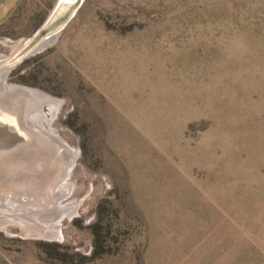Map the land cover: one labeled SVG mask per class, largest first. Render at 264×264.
Returning <instances> with one entry per match:
<instances>
[{"label": "rangeland", "instance_id": "rangeland-1", "mask_svg": "<svg viewBox=\"0 0 264 264\" xmlns=\"http://www.w3.org/2000/svg\"><path fill=\"white\" fill-rule=\"evenodd\" d=\"M57 2L0 0V55ZM53 41L6 84L57 100L81 205L62 239L19 222L54 198L36 129L0 163V264H264V0H85Z\"/></svg>", "mask_w": 264, "mask_h": 264}, {"label": "bare ground", "instance_id": "bare-ground-1", "mask_svg": "<svg viewBox=\"0 0 264 264\" xmlns=\"http://www.w3.org/2000/svg\"><path fill=\"white\" fill-rule=\"evenodd\" d=\"M54 39H56V37L49 40L48 43H45L46 45L44 44L40 50H43L44 47H46L47 45H51L54 42L53 41ZM23 42L18 44V46H15L14 47L15 50H17ZM15 50H13V51H15ZM6 79H7L6 76H4V75L0 76V110H2V111L3 110L4 111H7V110L14 111L18 115L20 110H21L20 107H22V105L26 104L27 108L30 109V110L28 109L30 112H28V113L26 112L28 116H26V119H24L25 121L26 120L27 121L25 122V121L21 120L18 122H19V125L23 128L29 127L30 123L34 124L33 126L35 127V130L31 129L32 127L27 128L30 131V137H32L30 140L31 141L34 140V138L38 134L37 133V130H38L39 132L43 133L42 135H47V137L49 136L50 137L49 140L53 141V143L54 142L58 143V147H59L56 154H54L53 151L51 150L52 149L51 148L52 144L50 145L51 142H46L45 140L41 141L42 142V146H40L41 152L40 153L38 152V155H37V158H40L42 156L43 157L46 156V160H48V162L50 163V164H48V166L49 165L52 166V164H54V163H55V167L58 166V168L55 169L58 174L56 173L57 175H55L54 179H52V180H54L55 185L54 184L51 185V186H53V191L51 190L53 194L52 193L51 194L54 196L52 203L41 205L38 208L39 212H42L43 215H46L47 217H49L48 221H42L39 223V220L37 221L33 217L30 218V215L27 216V214L26 215L21 214L20 216L17 215L18 218H20V219H18V218H16V219L20 220L19 222H21L23 224H27V225H32V223H34L35 225L38 224L39 226L36 227V230H38L39 233L42 235L55 237L56 239L57 238L62 239V237H63V232H62L63 220L66 217H71L73 214H76L80 208L81 202L79 203V202L73 201V202H69L67 204H64L61 200V198H63L65 196L64 193H67L69 196L71 194V190L74 187L70 181V177H71L72 171H73L75 163H76V154H74V156L72 155L73 149L65 141H63V139H61L60 136L55 134L54 133L55 130L51 127V124L53 123V121L56 117V113H57V110L59 109L60 105L58 103H56L57 102L56 99L50 97L49 95H46L45 93L39 92L35 89H30V88H27L24 86L7 85ZM23 96L24 97L26 96L25 100L23 99ZM44 106H48L50 108L49 113L42 111ZM34 108L35 109L37 108L39 110V112L40 111L42 112L41 114L43 115V119L41 116L35 115ZM49 114H51L52 116L49 117ZM19 116H23V115H19ZM46 122L48 123L47 125H46ZM0 123L2 124L3 121H0ZM10 124H12V126L15 125V123H13V122ZM49 129H51V130H49ZM6 150L7 149H0V163L1 164L2 163L4 164V159L5 158L7 159L8 155L10 153H13L14 151L16 153L20 152V146L17 145V146H14L12 149L10 148L7 151ZM30 152H32V151H30ZM18 159L25 160L26 155L19 156ZM7 161H6V163H7ZM49 170L51 172L52 167H49ZM4 201H5V196L3 195L2 192H0V211H2ZM30 206H33L32 203L30 204ZM21 207H23V206H21ZM3 208H5V207H3ZM36 212H34V213H36ZM23 214H25V211ZM2 216H3V214L2 215L0 214V218ZM22 219H26V220L28 219V221H23Z\"/></svg>", "mask_w": 264, "mask_h": 264}, {"label": "water", "instance_id": "water-1", "mask_svg": "<svg viewBox=\"0 0 264 264\" xmlns=\"http://www.w3.org/2000/svg\"><path fill=\"white\" fill-rule=\"evenodd\" d=\"M85 0H58L53 12L44 25L30 38L25 40L17 50L10 55H0V76L8 77L10 73L24 60L36 55L43 45L55 38L75 17ZM26 97V96H25ZM23 96V99L25 100ZM12 113L0 114V149H12L14 146L30 140V131L19 125ZM15 123L12 126L10 123Z\"/></svg>", "mask_w": 264, "mask_h": 264}]
</instances>
